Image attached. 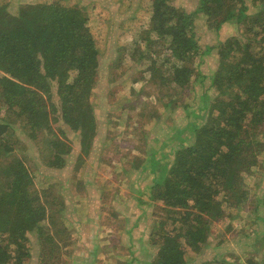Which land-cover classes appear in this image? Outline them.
Here are the masks:
<instances>
[{
	"label": "trees",
	"instance_id": "16d2710c",
	"mask_svg": "<svg viewBox=\"0 0 264 264\" xmlns=\"http://www.w3.org/2000/svg\"><path fill=\"white\" fill-rule=\"evenodd\" d=\"M94 1L54 0L21 7L17 15L0 5V264H24L31 257L30 235L49 248L48 255L56 254V238L68 232L59 198L36 188L27 156L18 153L30 141L40 149L38 161L64 169L72 153L61 139L64 127L80 139L83 155L93 150L92 97L103 50L90 27ZM127 1L122 4L130 7L133 0ZM174 2L146 0L147 30L134 32L127 47L117 43L136 64H148L152 85L167 88L159 99L167 118L182 113V122L163 126L164 135L148 140L140 166L147 180L134 188L149 204L164 203L169 214L158 241L152 240L160 245L150 264H192L188 250L200 255L211 247L212 228L221 221L234 243L251 248L243 264H264V0L198 1L209 28L241 26L238 36L217 47L212 74L201 71L212 49L202 46L194 16ZM158 117L154 107L145 118ZM247 178L257 179L256 185ZM232 209L251 218L237 215L246 220L239 230ZM240 259L233 253L213 263L242 264Z\"/></svg>",
	"mask_w": 264,
	"mask_h": 264
},
{
	"label": "rangeland",
	"instance_id": "374dc122",
	"mask_svg": "<svg viewBox=\"0 0 264 264\" xmlns=\"http://www.w3.org/2000/svg\"><path fill=\"white\" fill-rule=\"evenodd\" d=\"M125 1L128 6L127 0H95V10L90 12L91 32L98 47L103 49L100 75L92 97L97 129L91 153H81L80 139L73 138L75 135L69 127H64L67 137L61 139L72 146V153L62 170L51 169L43 160L38 161L41 152L32 142L20 145L24 148L19 152L26 149L24 154L18 155L27 156L25 163L36 188L48 189L62 203L65 210L62 222L68 231L61 233L64 236L60 239L51 226L59 247L51 256L49 248H44L36 235H30L27 245L31 257L24 264H150L158 253L160 244L152 240L158 241L160 223L169 214L164 203L149 204L148 198L140 196L134 188H141L147 180L146 175H140V166L147 156L148 140L164 135L163 126L172 127L182 122L179 120L182 113L177 112L168 119L159 106V99L167 93V88L160 89L150 83L147 63L136 64L128 54L117 49L119 43L127 47L136 33L148 28L150 14L142 10L146 0H133L130 7L122 4ZM198 1L175 0L174 3L194 16L202 46L212 49L211 54L203 56L206 63L201 67L204 74H212L218 66L217 47L238 36L241 26L226 23L219 31L209 28L206 17L198 11ZM51 2L54 0H0V5H7L10 13L17 15L21 7ZM246 2L251 4L252 0ZM154 107L158 108L160 117L147 120L145 117ZM262 172L264 174V169ZM256 182L255 178L246 179L251 187ZM256 192L252 189L250 195L253 197ZM231 213L235 216L232 221L235 230L246 221L237 215L251 219L236 209ZM55 215L59 217L57 212ZM225 223H214L211 247L200 255L188 250V258L194 259L190 261L192 264H216L213 263L215 258L223 261L233 253L241 257L240 263L246 261L251 248L234 243L232 233L226 232ZM244 229L249 231L248 227Z\"/></svg>",
	"mask_w": 264,
	"mask_h": 264
},
{
	"label": "crops",
	"instance_id": "0c3cea01",
	"mask_svg": "<svg viewBox=\"0 0 264 264\" xmlns=\"http://www.w3.org/2000/svg\"><path fill=\"white\" fill-rule=\"evenodd\" d=\"M95 251H97V248H96V250H95ZM95 251H94V252H95Z\"/></svg>",
	"mask_w": 264,
	"mask_h": 264
}]
</instances>
